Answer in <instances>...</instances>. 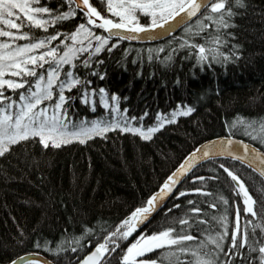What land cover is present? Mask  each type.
<instances>
[{"label": "snow or ice", "instance_id": "obj_1", "mask_svg": "<svg viewBox=\"0 0 264 264\" xmlns=\"http://www.w3.org/2000/svg\"><path fill=\"white\" fill-rule=\"evenodd\" d=\"M246 7V0H104L100 7L93 0H62L55 8L42 0H0L3 25L0 26V158L29 140L45 149L59 148L72 141L83 144L92 137L119 131L151 141L166 125L195 109L178 101L168 112L157 110L152 122L145 124V117H149L147 109L140 116L130 115L127 105L121 108L120 104L127 97L93 85L89 76L103 80L106 75L99 70L103 60L96 57L105 50L110 52L121 40H152L161 33L170 35L183 28L184 34L178 40L168 42L169 54L162 62H170L174 51L187 49L197 66L211 68L213 62L232 58V54L221 50V45L226 44L227 38H234V33L224 30L233 26V17ZM74 19L80 22L70 31L60 27L61 22ZM50 28L53 30L49 33ZM36 29L45 34L36 35ZM209 31L215 34L209 36ZM197 37H207V42L198 43ZM237 47L233 45L234 49ZM152 51L148 49L149 60L153 59ZM240 55L238 50L234 52L235 58ZM74 90L76 95L71 94ZM77 99L93 112L99 104L106 114L93 119L69 115ZM226 127L228 135L208 140L189 151L157 190L118 222L106 225L103 220L89 221L70 239L53 243L37 236L34 246L46 249L54 257L66 251L75 255L87 239L91 250L78 264H107L113 256H118L117 264H264V217L256 219L258 212L254 205L258 202L241 176L219 162L239 161L264 176V152L234 139V133L243 130L245 135L264 144V118L255 121L241 117ZM204 164L213 165L210 168L213 175H195L194 170ZM217 169L231 179V194L242 198L241 204L236 199L230 203L229 197L222 193L207 191L206 181L218 179ZM189 177L192 183L201 186L180 188ZM190 194L212 197L211 202L206 201L207 207L216 212L206 218V210L199 205L180 216H172V209H165V222L159 230H141L166 198L180 199ZM259 206L264 213V200L259 201ZM180 207L172 206L177 210ZM230 209L234 212L231 220ZM101 226L104 230L98 232ZM193 231L199 232V236L192 235ZM134 235L135 239L128 242ZM92 237H98L99 242ZM19 242L24 243L23 236ZM122 242L126 247H122ZM155 250H159L158 254L145 258ZM7 264L50 262L17 256L9 258Z\"/></svg>", "mask_w": 264, "mask_h": 264}, {"label": "trees", "instance_id": "obj_2", "mask_svg": "<svg viewBox=\"0 0 264 264\" xmlns=\"http://www.w3.org/2000/svg\"><path fill=\"white\" fill-rule=\"evenodd\" d=\"M42 2L55 8L62 0ZM93 2L100 7L104 0ZM246 3L247 7L233 17V26L224 30L234 33V38H227L226 44L221 45V50L232 54V58L213 62L211 68L197 66L187 49L174 51L170 62H162L169 54L168 42L178 40L184 34L183 28L156 43L121 40L110 52L105 50L96 57L103 60L99 70L106 75L103 80L89 76L93 85L104 86L109 93L116 92L121 98L127 97V101L121 99L120 104L121 108L127 105L130 115L140 116L147 109L149 117H145V124L152 122L157 110L168 112L178 101L195 109L188 116L178 117L175 123L166 125L151 141L119 131H110L105 137H92L83 144L72 141L59 148L45 149L29 140L19 143L9 155L0 158V264L33 251L45 254L56 264L57 260L59 264H76L91 249L87 239L82 241L83 247L78 248L75 255L66 251L55 257L46 249L35 247L33 241L37 236L53 243L70 239L89 221L103 220L106 225L118 222L156 191L163 179L199 143L228 135L226 125L233 120L264 118V0H246ZM79 22V19L63 21L60 27L70 31ZM52 30L50 28L49 33ZM35 34L45 33L36 29ZM214 34V31L208 32L209 36ZM195 39L198 43L207 42V37ZM233 45L238 47L234 49ZM158 48L165 51H155ZM148 49L153 50L152 60L148 59ZM237 50L241 53L238 59L234 56ZM80 74L83 75V70ZM71 94L76 95L75 90ZM103 111L97 104L93 112L77 99L70 114L77 118L94 117ZM234 136L264 150V144L245 135L243 130ZM219 162L241 176L258 202L254 205L258 212L256 219L264 217L259 211V201L264 200V180L241 163L229 159ZM211 167L213 165L204 164L194 173L211 176ZM216 175L217 180L206 181L207 191L222 193L229 197L230 203L236 199V203L241 204L242 200L231 194L232 184L227 174L217 169ZM199 186L189 177L180 188ZM189 200L194 203L187 205ZM206 201L211 202L212 197L190 194L177 199L172 196L142 230H159L165 222V209H172V216H180L188 208L199 205L209 218L216 209H209ZM173 204H179L180 209H173ZM232 215L234 212L230 209V220ZM244 219L242 214V224ZM103 230V226L97 229L98 232ZM192 235L199 236V232L193 231ZM21 236L24 243L19 242ZM92 239L99 242L98 237ZM131 239H135V235L128 242ZM122 247H126L123 242ZM158 252L146 254L145 258H153ZM117 261L118 256H113L107 264H117Z\"/></svg>", "mask_w": 264, "mask_h": 264}, {"label": "water", "instance_id": "obj_3", "mask_svg": "<svg viewBox=\"0 0 264 264\" xmlns=\"http://www.w3.org/2000/svg\"><path fill=\"white\" fill-rule=\"evenodd\" d=\"M195 19V18H194ZM193 19V20H194ZM182 29V28H181ZM181 29H178V30H176V31H174L173 33H171L170 35H164L163 33H161V35H159V36H156V37H154L152 40H131V41H128V40H125V41H128V42H132V43H156V42H161V41H163V40H165V39H167V38H169V37H171L172 35H174V34H176L177 32H179ZM223 136H226V135H220L219 137H223ZM216 137H218V136H215V137H212V138H209V139H207V140H204V141H202L201 143H199L198 145H201V144H203V143H205L206 141H208V140H212V139H214V138H216ZM234 139L235 140H237V141H240V140H243V141H245L246 143H248L250 146H252V147H256L259 151H262V152H264V150H262L259 146H257L256 144H254L253 142H251V141H248V140H246V139H244V138H242V137H238V136H234ZM229 160H231V159H229ZM236 162H238V163H241V162H239V161H236ZM242 164V163H241ZM244 165V164H243ZM244 166H246V165H244ZM247 167V166H246ZM248 168V167H247ZM249 169H251V168H249ZM252 171H254L253 169H251ZM258 176H260L263 180H264V176H261L260 175V173L258 172V171H254ZM231 180V179H230ZM172 196H170V197H168V198H166V202L162 205V206H160L156 211H155V213L150 217V219L148 220V222L147 223H145L144 224V226H143V228L147 225V224H149V222L160 212V210H162L163 208H164V206L166 205V203L169 201V199L171 198ZM241 200H242V198H240ZM142 230V229H141ZM91 250V249H90ZM87 254V253H86ZM27 257V259L28 260H35V259H41V260H44V259H46V260H48L49 262H50V264H56L52 259H50L48 256H46L45 254H43V253H40V252H27V253H24V254H22V255H20L19 257ZM82 259V258H81ZM79 262V261H78ZM78 262L76 263V264H78Z\"/></svg>", "mask_w": 264, "mask_h": 264}, {"label": "rangeland", "instance_id": "obj_4", "mask_svg": "<svg viewBox=\"0 0 264 264\" xmlns=\"http://www.w3.org/2000/svg\"><path fill=\"white\" fill-rule=\"evenodd\" d=\"M0 26H3L2 24H0ZM4 27H6V26H4ZM18 42H20V41H18ZM6 94H8V93H6ZM74 95V94H73ZM89 107V106H88ZM90 108V107H89ZM106 113H105V110L99 115V116H101V115H105ZM69 115H71L70 113H69ZM99 116H94V117H87L88 119H93V118H96V117H99ZM84 117H86V116H83V117H81V118H84Z\"/></svg>", "mask_w": 264, "mask_h": 264}]
</instances>
